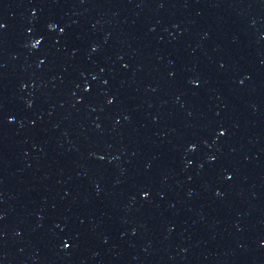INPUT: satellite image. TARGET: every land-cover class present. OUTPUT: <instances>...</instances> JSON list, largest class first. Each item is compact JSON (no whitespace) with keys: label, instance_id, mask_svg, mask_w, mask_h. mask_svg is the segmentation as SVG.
<instances>
[{"label":"water","instance_id":"95a60500","mask_svg":"<svg viewBox=\"0 0 264 264\" xmlns=\"http://www.w3.org/2000/svg\"><path fill=\"white\" fill-rule=\"evenodd\" d=\"M0 264H264V0H0Z\"/></svg>","mask_w":264,"mask_h":264}]
</instances>
